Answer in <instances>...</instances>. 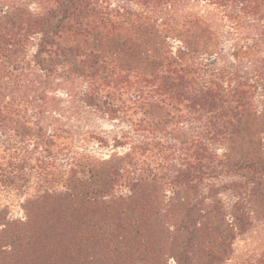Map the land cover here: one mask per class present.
<instances>
[{
	"label": "trees",
	"instance_id": "16d2710c",
	"mask_svg": "<svg viewBox=\"0 0 264 264\" xmlns=\"http://www.w3.org/2000/svg\"><path fill=\"white\" fill-rule=\"evenodd\" d=\"M207 1L220 10L210 18L185 13L180 0L167 6L166 22L159 21L171 44L184 43L181 57L169 52L165 68L173 76L164 78L170 80L169 99L185 103L189 113L178 116V127L169 132L174 138L153 146L164 158L163 177L171 193L185 194L201 186L197 169H219L217 183L195 192L202 199L187 204L177 229L186 241L174 264H197L202 251L207 264H227L235 241L264 224V10L250 6L254 13L248 16V0ZM100 7L96 0H0V186L26 197L28 214L44 200L54 202L49 210L39 205L31 216L32 243H21L18 235L11 241L25 250L17 264H60L57 253L68 257L77 240L62 230L86 225L88 215L81 213L87 204L124 198L145 181L130 170L122 189L119 165L74 151L52 126L60 114L57 81L74 54L64 36L87 33L85 15ZM108 106L114 116L122 112V106ZM124 138L148 154L147 136L139 143L129 133ZM113 140L118 145L123 139ZM15 224L0 214V233ZM82 228L80 234L89 232ZM7 240L0 236V252H7ZM42 250L47 255L37 254ZM256 264H264V254Z\"/></svg>",
	"mask_w": 264,
	"mask_h": 264
},
{
	"label": "rangeland",
	"instance_id": "374dc122",
	"mask_svg": "<svg viewBox=\"0 0 264 264\" xmlns=\"http://www.w3.org/2000/svg\"><path fill=\"white\" fill-rule=\"evenodd\" d=\"M96 1L100 3L99 10L91 8L83 20L87 33L64 36L63 43L74 54L63 63L65 67L57 81L60 86L54 94L60 100H57L60 114L52 126L60 130L58 134L74 151L112 159L119 165L124 174L118 179L121 188L129 185L130 170L145 181L139 182L129 194L124 191V198L104 204H87L81 213V218L84 212L88 215L86 225L79 222L81 228L76 227L75 232L72 228L62 230L69 237L75 236L76 245L72 246L68 257L57 253L56 258L60 259V264H174L175 256L183 250L186 241V235L177 229L187 204L190 200L202 199L194 193L200 194L205 186L216 184L219 174L218 168H203V171L199 168V181H202L199 190L175 195L163 177L166 172L161 167L163 155L155 149L156 142L175 137L169 132L178 127L175 124L178 116L189 114L185 103L169 99L165 84L170 80L164 78L167 74L173 76L165 68L169 52L182 56L178 50L184 43L174 40L171 44L164 25L167 6L180 0ZM258 5V10H264V0L246 2L249 11ZM217 7L207 0H185L183 4L185 13L207 18L220 11ZM36 8L32 6L33 10ZM253 13L250 11L247 15L253 16ZM160 20L164 23L159 24ZM89 95L93 100L87 97ZM108 102L123 107L119 116L110 113ZM128 133L138 139V143L143 135L147 136L148 154L125 140ZM100 137L107 140L105 145H101ZM115 138L123 140L117 145ZM208 164L216 167L214 158ZM149 172L158 177L149 180ZM25 199L0 186V214L18 223L8 228V232L0 233L9 238L7 244H10L7 252H0V264H17V260L23 258L25 250L11 241L18 235L23 238L21 243H32L34 238L28 235L31 216L37 214L39 205L48 210L54 206L51 200H44L46 202H40L35 211L30 210L28 214L29 210L25 211L22 206ZM82 227L89 232L80 234ZM46 252L37 251V254L45 255ZM205 253L202 251L196 256L197 264H207ZM263 254L264 224L235 241L232 259L227 264H256Z\"/></svg>",
	"mask_w": 264,
	"mask_h": 264
}]
</instances>
